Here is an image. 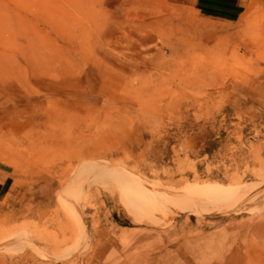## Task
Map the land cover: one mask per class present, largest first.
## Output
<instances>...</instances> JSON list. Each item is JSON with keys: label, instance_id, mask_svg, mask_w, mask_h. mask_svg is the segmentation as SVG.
<instances>
[{"label": "rangeland", "instance_id": "rangeland-1", "mask_svg": "<svg viewBox=\"0 0 264 264\" xmlns=\"http://www.w3.org/2000/svg\"><path fill=\"white\" fill-rule=\"evenodd\" d=\"M0 264H264V0H0Z\"/></svg>", "mask_w": 264, "mask_h": 264}, {"label": "bare ground", "instance_id": "bare-ground-1", "mask_svg": "<svg viewBox=\"0 0 264 264\" xmlns=\"http://www.w3.org/2000/svg\"><path fill=\"white\" fill-rule=\"evenodd\" d=\"M141 195L148 199L149 207L160 215L167 217L175 212L214 213L219 210L235 207L244 208L248 195L246 187L223 186L217 183L196 185L185 190L189 199L183 200L175 193L153 185L146 180H131Z\"/></svg>", "mask_w": 264, "mask_h": 264}]
</instances>
